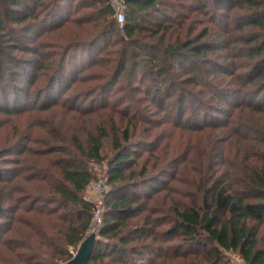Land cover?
<instances>
[{"label":"trees","instance_id":"1","mask_svg":"<svg viewBox=\"0 0 264 264\" xmlns=\"http://www.w3.org/2000/svg\"><path fill=\"white\" fill-rule=\"evenodd\" d=\"M88 1L0 0L5 123L25 108L65 107L67 100L54 98L57 82L60 88L90 81L83 102L89 106L78 110L101 117L95 134L71 136L74 152L64 142L35 152L47 157L41 171L47 170L53 193L33 201L47 200L49 208L42 210L50 215L63 210L52 222V240L61 243L50 242V254L31 244L17 256L24 264H64L74 256L70 247L78 249L93 221L94 204L83 197L94 179L87 164L106 161L108 189L88 264H158L166 258L174 264H264V0H122V26L112 0H96L104 30L86 42L52 49L43 44L44 33L76 22L74 8ZM110 33L116 38L103 46ZM89 46L99 48V55H88L99 70L80 75L71 57ZM43 81L35 96L33 84ZM114 87L119 95L112 97ZM25 127L13 133L21 152L32 150L26 144L32 124ZM196 137L204 141L192 151ZM176 138L185 148L170 146ZM53 167L59 176L49 171ZM8 171L12 176L3 172L0 181L33 199L17 182L35 174L19 178L22 169ZM7 199L0 196V218L24 223L7 212ZM26 200L20 198L16 209L34 211ZM11 227L0 220V229ZM174 238L179 240L172 243Z\"/></svg>","mask_w":264,"mask_h":264},{"label":"rangeland","instance_id":"2","mask_svg":"<svg viewBox=\"0 0 264 264\" xmlns=\"http://www.w3.org/2000/svg\"><path fill=\"white\" fill-rule=\"evenodd\" d=\"M100 6H102L100 2L96 0H89L87 2V5H81L77 8H74V10L76 11L71 15L77 16L78 20L76 22L71 21V23H63L55 30L44 33L42 37V40L44 42L43 44L51 45L52 47L50 48L52 49L54 48V46L64 47L76 42L78 43L82 41H88V39H90L92 36L94 37L95 34L104 30L103 26H99L101 21V18L99 17ZM115 38L116 36L112 35L111 33L108 36H105L102 39L103 46L107 44L109 45ZM83 52L84 53L79 52L78 54L74 53L73 55L75 57H71V61L74 62L75 67L80 69L78 70V73L82 75L85 72L98 71V65L91 67L92 64H90L89 62L88 55H90V57L93 55H99V48L89 46ZM68 70L73 73L72 70ZM45 83L46 81L39 83L36 82L35 84H33L32 89L36 88V92L34 93L35 96L37 95L36 93L38 92L39 87H42L43 85H45ZM57 83L52 87L53 90H55L53 91L55 92L54 98L58 97V99H60L61 101H64V99L65 101L67 100L68 102H66L67 105L65 107L59 106L47 111H38L35 110V108L34 110L25 108L26 110L23 111V114L11 117L10 122L12 125L9 123H5L7 120L6 118H9L7 115L0 114V169L2 170L0 176L3 174V172H5L6 176H12L11 172L8 170L10 168L13 169L16 167L20 168V170H23L21 171V175H19V178H22V176H30L32 174H35V176L31 178V180L21 179L19 182H17V186L19 185L21 187H27L24 189H26L27 193L32 194L33 199L28 198V196L23 191L18 192V190H15L12 193L10 186H6L5 183L0 181V196L8 198L7 201H5V205L8 208L7 212L11 215H14L15 218L22 216L24 220V223L17 224V222L15 221L11 222L9 215L7 214L4 218H2L3 220H9L12 227L10 231L0 229V264H24V262L22 261V257L17 256V254L28 253L29 250H31L29 248L31 244L33 245V248L40 253L50 254L53 251V248L48 244L50 242H56L57 245L61 243L60 241H58V238H54V240H52V236L57 233V231L52 227V222H58L57 218L55 217L63 210L50 215L46 212V210H42L44 209V206L46 207V209L49 208L47 200L39 202L33 201L35 198H39L38 196L47 198L49 194L53 193V190L50 187L51 178L49 175H45L47 173V170L41 171V169L47 168V163L45 162L47 157L45 155L44 157L38 158L37 153L41 152L42 150H46V148L50 144L56 145L60 144L61 142H64V146H69V148L74 152V148L70 142L71 136L76 133L82 140H85L90 132H93V134L96 133L95 127H97V124L101 120V117L97 116L96 114H81L80 110H78V108L83 104H85V106H89L88 101L85 103L83 102L87 97L84 91L87 90L88 86L92 84L90 81H78L76 83L72 82L71 84L68 83V85H65L64 87L61 86L60 88V85ZM122 83L124 84L123 87H127L125 81H123ZM56 89L59 90L56 91ZM129 91H131L133 93L132 95H134L135 97L139 94V91ZM51 92L49 91L46 94L45 98L47 100L49 99L48 95ZM115 92L119 95L116 87L111 89L110 96L113 97ZM41 93L43 95L45 93V90ZM42 99L43 98H41V100ZM29 123L32 124V129H29L32 141L26 144L29 145L32 150L30 149L21 152L23 146H19L17 144L16 141L19 138H15V135H13V133L18 129L24 130L26 128L25 126ZM188 134L189 133L187 132H181L180 136L185 139L186 137H188ZM54 135H58L59 137H61V139L64 140H54ZM201 141H204V138H193V145L191 143L189 144L190 147H193L188 149H192V151H195L196 149L201 148L200 146L194 144L195 142ZM178 143H180V145L185 148V141L182 142L181 138L172 140L170 146L174 147ZM12 146L15 147L14 150L11 149ZM188 149L186 151H188ZM104 151L108 156L111 154V138H108L106 140ZM58 154L60 153H54L52 156H56ZM17 160H19L18 163L16 162ZM87 165L92 170L94 179L83 192V197L89 200L91 199L93 200V202L98 203V195L94 194L91 185L93 182L98 180V178L106 175L107 162L90 161ZM34 166L36 169L33 170ZM49 171L53 172L54 175H60L59 170L56 167H53ZM190 172L191 171H189V173ZM12 183L16 182L13 181ZM154 185L157 187L159 186L157 181L154 182ZM148 190L151 189L149 188ZM184 190L188 191L191 189H187V187H185ZM10 193L12 195L11 199L9 196ZM22 197L27 198L25 202L28 207L33 204L35 208L34 211L26 213L21 209H16V207L19 205L18 200ZM103 206L104 201L102 207ZM103 210L104 207L102 211ZM2 219L0 218V220ZM101 223L98 225L95 224L94 230L91 228V230H89V232L87 233V236L92 232L98 234V228ZM178 238H174L171 242L174 243L178 241ZM70 250L74 252L73 254L77 253V249L74 250L73 247H70ZM154 256L156 257L157 255ZM232 256L236 258L235 255ZM175 262L176 261L173 258H166L164 260L158 259V264H174ZM239 262L243 263L241 260ZM60 264H62V262Z\"/></svg>","mask_w":264,"mask_h":264},{"label":"built area","instance_id":"3","mask_svg":"<svg viewBox=\"0 0 264 264\" xmlns=\"http://www.w3.org/2000/svg\"><path fill=\"white\" fill-rule=\"evenodd\" d=\"M112 3H113L112 5L114 6V8L116 9V18H117L119 24L122 26V24L125 20L124 2L122 0H114V1L112 0ZM91 188H92L94 194L98 195L97 200H99L98 203H95V202H93V200L88 199L89 201H92V203L94 204L93 221H92V229L94 230L95 224L98 225L102 222V213H103L102 204L104 201V195L108 189L106 178L104 176L98 178V180H96L95 182L92 183Z\"/></svg>","mask_w":264,"mask_h":264},{"label":"water","instance_id":"4","mask_svg":"<svg viewBox=\"0 0 264 264\" xmlns=\"http://www.w3.org/2000/svg\"><path fill=\"white\" fill-rule=\"evenodd\" d=\"M95 242L96 234L92 232L81 241L77 253L64 264H88Z\"/></svg>","mask_w":264,"mask_h":264}]
</instances>
